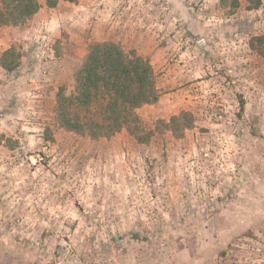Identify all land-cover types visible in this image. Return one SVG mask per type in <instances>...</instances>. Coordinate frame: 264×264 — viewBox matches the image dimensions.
<instances>
[{
    "label": "rangeland",
    "instance_id": "1",
    "mask_svg": "<svg viewBox=\"0 0 264 264\" xmlns=\"http://www.w3.org/2000/svg\"><path fill=\"white\" fill-rule=\"evenodd\" d=\"M250 4L78 0L50 8L42 0L43 9L25 23L0 27V55L13 45L22 52L17 69L0 67V235L16 229L14 248L0 241V264H25L21 250L36 244L59 258L60 242L71 243L73 233L83 240L78 261H91L103 225L112 216L120 221L117 209L124 216L133 195L145 207L161 197L171 218L165 223L155 207L148 220L125 215L123 231L109 229L99 239V255L115 250L134 264H264L256 234L264 228L229 234L227 248L198 251L205 239L200 222L223 220L222 206L245 182L253 193L264 186V55L250 45L264 34V0ZM237 38L246 48L233 51ZM105 40L135 50L155 68L160 97L138 109L146 125L187 110L194 126L180 137L165 129L148 144L126 130L93 140L61 128L56 94L74 90L88 45ZM214 130L227 139L214 141ZM218 191L223 195L213 199ZM82 225L96 231L84 235Z\"/></svg>",
    "mask_w": 264,
    "mask_h": 264
},
{
    "label": "trees",
    "instance_id": "2",
    "mask_svg": "<svg viewBox=\"0 0 264 264\" xmlns=\"http://www.w3.org/2000/svg\"><path fill=\"white\" fill-rule=\"evenodd\" d=\"M45 1L54 8L60 1L78 0ZM249 1L250 8L261 4V0ZM41 6L42 0H0V27L25 23ZM250 45L264 55V34L253 36ZM21 58L20 48L13 45L0 55V67L13 71L21 65ZM159 97L157 73L149 58L118 42L95 41L75 70L74 90L67 93L61 88L56 94V122L66 131L93 140L109 139L126 130L140 144H148L165 129L180 137L194 126V115L187 110L169 121L158 120L154 127L146 125L138 109Z\"/></svg>",
    "mask_w": 264,
    "mask_h": 264
},
{
    "label": "clouds",
    "instance_id": "3",
    "mask_svg": "<svg viewBox=\"0 0 264 264\" xmlns=\"http://www.w3.org/2000/svg\"><path fill=\"white\" fill-rule=\"evenodd\" d=\"M168 2L169 4H174L175 0H168ZM113 6L114 5L106 4L105 8L108 9ZM207 6L208 5L205 4V7ZM176 7H178V5L172 8L171 11L175 12ZM262 21H264V18H262ZM230 48L233 51H240L246 48V45L242 43L239 38H237L236 41L230 45ZM227 123H230V120L225 121L224 124H221L219 126L221 131L224 130L225 124ZM13 126H15V124H13ZM212 139L214 141H220L221 139L227 138L216 135L214 130ZM204 151L206 152L207 149L205 148ZM226 179L232 180V177L227 176ZM253 182L257 184L260 183L259 180H253ZM222 183L223 181H221V184ZM218 187L220 188L221 185H218ZM238 187L239 191L235 193L234 199L226 206H222V211L218 214L219 217L224 218L223 220L209 218V220L200 222V233L201 236L206 239V242L205 239H201L200 249H198V251H201L203 249L227 248L228 243L232 240V235H235L237 236V238H239L244 232L249 229L255 232L257 228H264V186H262L260 190L255 193L251 191L250 186L247 182H245L243 186ZM205 190L209 191L208 189ZM218 195H223V193H221L220 191L212 193L213 199H215V197ZM144 199L147 198L145 197ZM193 206L196 207L194 201ZM153 207L160 209L158 211V215L165 223L171 218L169 215L166 216L164 214L165 210L163 207H161V197H158L156 201H149L147 207H145L140 203L139 200L136 199V195H133L130 208L127 206V204L124 205V216L127 215L130 220H134L137 216H139L141 219L148 220V214L152 211ZM116 214L120 215V221H115V216H112L111 219H109L107 223L103 225V228L106 231L98 234V241L94 244V247L97 249V255L91 261L86 260L84 264H134V262L130 258H122L120 253L116 252L115 250H113L111 255H108L106 257L99 255V239H102L104 235H107V231L109 229L111 230L113 235H115L118 230L123 231L121 221H123L124 216H121L119 209H117ZM197 215H199L198 212ZM99 219H103V217L101 216L99 217ZM258 222L262 223L258 224ZM203 225H208V227L204 228ZM196 227L197 226L194 224L193 229H195ZM82 229L84 230V235H89L90 233L96 231L95 225H93L92 227L82 225ZM15 232L16 229L15 227H13L10 233L0 235V241H3L5 245H9L10 237ZM25 234L29 236L31 235L30 233ZM25 234H21V236L23 237V235ZM65 234L68 233L65 232L61 235ZM256 234L260 238L261 248H264V232H256ZM175 235H184V233L180 232L176 233ZM77 237L78 235L73 233L71 237V243H63L62 241L60 242L62 244V250L60 251L59 258L52 255L51 247L44 248L39 244H36L34 247L30 245L29 247L32 248L31 251L21 250L23 253L25 264H80L77 257L80 254L83 240L81 239V237H79L78 240ZM33 239L35 240L34 237ZM9 246L13 248L15 247L14 244ZM252 247L254 250H259L256 249V246L254 245ZM73 249L76 250L75 254H73ZM88 251L91 252L92 247H89ZM173 251H175V249H173ZM252 254V252L248 253L249 260H251ZM194 264H201V261H195Z\"/></svg>",
    "mask_w": 264,
    "mask_h": 264
},
{
    "label": "crops",
    "instance_id": "4",
    "mask_svg": "<svg viewBox=\"0 0 264 264\" xmlns=\"http://www.w3.org/2000/svg\"><path fill=\"white\" fill-rule=\"evenodd\" d=\"M42 9H43V5L41 6V10H42ZM41 10H40V11H41Z\"/></svg>",
    "mask_w": 264,
    "mask_h": 264
}]
</instances>
